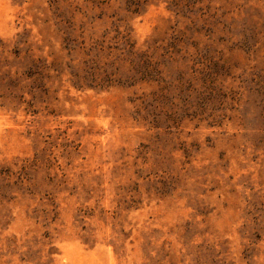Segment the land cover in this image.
<instances>
[{
	"label": "rangeland",
	"instance_id": "rangeland-1",
	"mask_svg": "<svg viewBox=\"0 0 264 264\" xmlns=\"http://www.w3.org/2000/svg\"><path fill=\"white\" fill-rule=\"evenodd\" d=\"M0 264H264V0H0Z\"/></svg>",
	"mask_w": 264,
	"mask_h": 264
}]
</instances>
